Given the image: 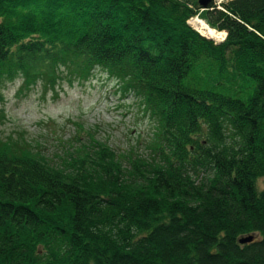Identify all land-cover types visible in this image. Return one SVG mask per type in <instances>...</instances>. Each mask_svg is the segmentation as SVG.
<instances>
[{
  "label": "trees",
  "instance_id": "1",
  "mask_svg": "<svg viewBox=\"0 0 264 264\" xmlns=\"http://www.w3.org/2000/svg\"><path fill=\"white\" fill-rule=\"evenodd\" d=\"M97 73L155 121L152 154L75 122L53 165L0 135V264H264V0H0V86Z\"/></svg>",
  "mask_w": 264,
  "mask_h": 264
},
{
  "label": "rangeland",
  "instance_id": "2",
  "mask_svg": "<svg viewBox=\"0 0 264 264\" xmlns=\"http://www.w3.org/2000/svg\"><path fill=\"white\" fill-rule=\"evenodd\" d=\"M214 3L222 8L225 1L214 0ZM194 17L197 16L189 19L190 24ZM21 83V79H17L0 86V110L4 109L6 114L0 122V135L17 137L21 134L38 142L35 148L43 152L51 164H61L65 152L72 150L69 143L76 132L75 122H81L95 139L106 142L117 152L132 150L148 157L152 154L149 142L155 121L138 98L124 94L119 83L106 74L97 73L73 84L64 80L57 92L37 85L19 94ZM88 137V133L82 132L80 144H87ZM80 144L75 142V146Z\"/></svg>",
  "mask_w": 264,
  "mask_h": 264
},
{
  "label": "bare ground",
  "instance_id": "3",
  "mask_svg": "<svg viewBox=\"0 0 264 264\" xmlns=\"http://www.w3.org/2000/svg\"><path fill=\"white\" fill-rule=\"evenodd\" d=\"M225 1V3H230L232 0H220ZM191 25L198 30L201 34L214 38L217 40H222L225 35H227V32L225 30H218L213 27H211L204 19L200 17H194L191 20Z\"/></svg>",
  "mask_w": 264,
  "mask_h": 264
},
{
  "label": "water",
  "instance_id": "4",
  "mask_svg": "<svg viewBox=\"0 0 264 264\" xmlns=\"http://www.w3.org/2000/svg\"><path fill=\"white\" fill-rule=\"evenodd\" d=\"M213 1H214V0H199V4H200V6H201L203 9H206V8H208V7L211 5V3H212ZM202 35H203V34H202ZM204 36H205V35H204ZM205 37H207V36H205ZM207 38H210V37H207ZM253 239H254V236L251 235V236H247V237L241 238L240 241H241L242 243H244V242L252 241Z\"/></svg>",
  "mask_w": 264,
  "mask_h": 264
}]
</instances>
